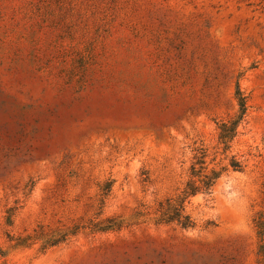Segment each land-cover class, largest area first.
<instances>
[{"label":"rangeland","instance_id":"374dc122","mask_svg":"<svg viewBox=\"0 0 264 264\" xmlns=\"http://www.w3.org/2000/svg\"><path fill=\"white\" fill-rule=\"evenodd\" d=\"M260 221L264 0H0V264H264Z\"/></svg>","mask_w":264,"mask_h":264},{"label":"trees","instance_id":"16d2710c","mask_svg":"<svg viewBox=\"0 0 264 264\" xmlns=\"http://www.w3.org/2000/svg\"><path fill=\"white\" fill-rule=\"evenodd\" d=\"M239 103L241 112L238 118L230 124L222 123L220 126L219 140L223 144L225 151L229 149L230 142L236 134V128L246 111L244 99H240ZM205 157L206 154L203 151H200L194 157L195 161L190 167V177L180 195L176 198L171 197L159 202L155 217L158 223H176L185 229L195 226V221L187 212V202L198 193L211 194L212 187L220 175V172L215 168L208 171ZM231 166L236 171L244 170L243 164L235 156L231 159ZM258 225L261 227L260 234H264V221L258 222Z\"/></svg>","mask_w":264,"mask_h":264}]
</instances>
